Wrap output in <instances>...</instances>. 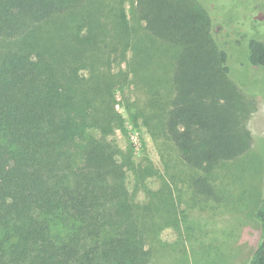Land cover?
<instances>
[{
	"label": "trees",
	"instance_id": "16d2710c",
	"mask_svg": "<svg viewBox=\"0 0 264 264\" xmlns=\"http://www.w3.org/2000/svg\"><path fill=\"white\" fill-rule=\"evenodd\" d=\"M73 1L0 0V39H26ZM137 2L148 30L138 38L181 46L164 128L184 162L210 171L247 151L252 104L229 77L207 8ZM72 45L59 56L30 43L0 48V264H147L144 237L121 207L123 170L105 141L116 121L105 102L111 89L79 84ZM248 61L264 65L263 41L249 40ZM195 185L211 191L204 178ZM255 217L260 239L248 264H264V189Z\"/></svg>",
	"mask_w": 264,
	"mask_h": 264
},
{
	"label": "rangeland",
	"instance_id": "374dc122",
	"mask_svg": "<svg viewBox=\"0 0 264 264\" xmlns=\"http://www.w3.org/2000/svg\"><path fill=\"white\" fill-rule=\"evenodd\" d=\"M198 1L228 55L230 79L253 108L245 123L252 138L247 151L210 171L186 164L165 131L181 46L151 33L138 38L147 29L137 0H74L70 11L26 39H0V48L30 43L57 56L64 43L73 44L79 84L110 87L105 102L116 121L105 141L123 170L121 207L144 237L147 264H248L260 239L255 212L264 189V65L249 63L248 43L264 42V9H253V3L264 8V0ZM199 177L210 192L195 185Z\"/></svg>",
	"mask_w": 264,
	"mask_h": 264
},
{
	"label": "flooded vegetation",
	"instance_id": "af4514ba",
	"mask_svg": "<svg viewBox=\"0 0 264 264\" xmlns=\"http://www.w3.org/2000/svg\"><path fill=\"white\" fill-rule=\"evenodd\" d=\"M258 4L257 3H253V9H264L262 6H260Z\"/></svg>",
	"mask_w": 264,
	"mask_h": 264
}]
</instances>
